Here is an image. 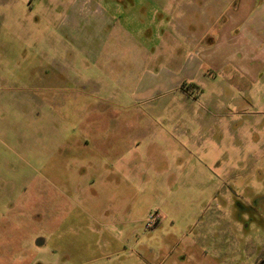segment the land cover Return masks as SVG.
Masks as SVG:
<instances>
[{"label":"rangeland","instance_id":"rangeland-1","mask_svg":"<svg viewBox=\"0 0 264 264\" xmlns=\"http://www.w3.org/2000/svg\"><path fill=\"white\" fill-rule=\"evenodd\" d=\"M263 12L0 0V264L264 257V70L226 62L260 65L264 30L240 26ZM228 24L241 35L214 43Z\"/></svg>","mask_w":264,"mask_h":264},{"label":"crops","instance_id":"crops-1","mask_svg":"<svg viewBox=\"0 0 264 264\" xmlns=\"http://www.w3.org/2000/svg\"><path fill=\"white\" fill-rule=\"evenodd\" d=\"M109 5L111 3H108ZM111 8L107 7L105 9V20L108 21V16L110 14L114 15L115 18L117 19H121V20H125L128 21L129 18L133 19V17L135 15H137V13H135L134 15H128V11L123 8V7H119V8H116V12L115 14L114 13H109V10ZM126 12H127V15H126ZM264 13V12H263ZM130 16V17H129ZM123 17V18H122ZM262 17V16H261ZM135 18V17H134ZM261 20H263V17L260 18V20H258V22L252 26H250L251 24H248L246 27H245V24H242L241 27V30L243 31L244 29L246 28H251V30L254 32V33H260L261 30H264L263 26L261 25ZM237 27L239 26H236V25H226V27H216L217 29V39L214 40V43H219V40L221 39V41L224 39V36L225 38H229V41H232L234 39H237L241 34V30H238L236 29ZM236 29V30H234ZM243 39V38H242ZM235 42V41H233ZM232 42V43H233ZM258 59L256 61H259L260 60V65L259 64H256L257 65V68L256 69H250L249 65H248V68L245 66V63L244 62H237V61H232V60H227L226 62L227 63H231L233 65V67L236 69V70H239V71H242L246 76L248 77H255L257 78V76L260 75V73L264 70V66H263V62H264V55H260V56H256ZM192 86H194V84H192Z\"/></svg>","mask_w":264,"mask_h":264},{"label":"flooded vegetation","instance_id":"flooded-vegetation-1","mask_svg":"<svg viewBox=\"0 0 264 264\" xmlns=\"http://www.w3.org/2000/svg\"><path fill=\"white\" fill-rule=\"evenodd\" d=\"M255 201V200H254ZM182 253V251H181ZM206 254V252H205ZM162 256L163 260L162 262H170V264H182L185 263V261L187 260V256L184 255L183 253L178 255V253H176V251L174 250H169L167 253H163V254H159ZM170 260V261H169ZM234 261V257L228 256L227 257V264H233L232 262ZM264 264V257L260 256L259 258H257L253 264ZM225 264V263H224Z\"/></svg>","mask_w":264,"mask_h":264},{"label":"water","instance_id":"water-1","mask_svg":"<svg viewBox=\"0 0 264 264\" xmlns=\"http://www.w3.org/2000/svg\"><path fill=\"white\" fill-rule=\"evenodd\" d=\"M37 245H43L44 244V240L43 239H41V238H39V239H37ZM263 264V263H262Z\"/></svg>","mask_w":264,"mask_h":264}]
</instances>
